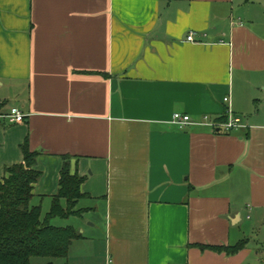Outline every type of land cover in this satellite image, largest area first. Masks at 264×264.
I'll return each instance as SVG.
<instances>
[{
  "label": "crops",
  "instance_id": "1",
  "mask_svg": "<svg viewBox=\"0 0 264 264\" xmlns=\"http://www.w3.org/2000/svg\"><path fill=\"white\" fill-rule=\"evenodd\" d=\"M2 101L0 180L27 138L48 208L67 161L85 259L264 264V0H0Z\"/></svg>",
  "mask_w": 264,
  "mask_h": 264
},
{
  "label": "trees",
  "instance_id": "2",
  "mask_svg": "<svg viewBox=\"0 0 264 264\" xmlns=\"http://www.w3.org/2000/svg\"><path fill=\"white\" fill-rule=\"evenodd\" d=\"M4 105V101L0 102V122ZM19 147L22 161L6 166L0 180V264H33L32 257L67 258L72 243L82 234L71 225H56L51 220L81 214L76 205L84 196L80 190L84 177L70 173L64 160L60 188L52 198L50 209L42 216L40 205L30 204L33 184L41 174L35 168L38 152L30 149L27 138ZM242 245L243 242L231 247H200L234 253ZM37 264H51V261Z\"/></svg>",
  "mask_w": 264,
  "mask_h": 264
},
{
  "label": "built area",
  "instance_id": "3",
  "mask_svg": "<svg viewBox=\"0 0 264 264\" xmlns=\"http://www.w3.org/2000/svg\"><path fill=\"white\" fill-rule=\"evenodd\" d=\"M187 40L193 41V33H189L186 37ZM223 101L227 103L229 101V97L225 96ZM224 120L221 122L211 121L207 115H203L202 119L206 122H209L210 125L221 132L228 133L232 130L238 128L242 123V116L233 112L230 106L226 105L224 109ZM3 119H5L9 124L23 122L25 120L24 114H22L17 109L13 108L8 113L2 115ZM172 120L176 122L179 127H183L186 123L190 121V116L188 114H181L179 112H174L172 115Z\"/></svg>",
  "mask_w": 264,
  "mask_h": 264
},
{
  "label": "rangeland",
  "instance_id": "4",
  "mask_svg": "<svg viewBox=\"0 0 264 264\" xmlns=\"http://www.w3.org/2000/svg\"><path fill=\"white\" fill-rule=\"evenodd\" d=\"M33 203V200H30V204ZM34 205V204H32ZM47 209V210H46ZM50 209V206H48V208H41V214L42 216L45 215V213ZM71 221V217L69 218H54L51 220V223H54L56 225L60 224V225H67L68 223H70ZM80 231V229H79ZM93 243H91V241H81V242H76L70 250L69 253V260H68V256L67 258L62 257V258H42V257H32V263L33 264H37V263H42V262H47V261H51V264H84V261L89 260L91 264H103L104 263V256H101L99 251L94 252V257H93V253L92 255H90L89 258L85 259L84 255L86 256L88 252H90L89 250L91 249V246ZM100 246V245H99ZM98 246V249H99Z\"/></svg>",
  "mask_w": 264,
  "mask_h": 264
}]
</instances>
